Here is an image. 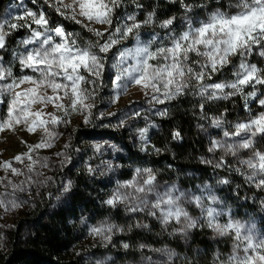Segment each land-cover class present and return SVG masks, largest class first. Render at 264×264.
Returning a JSON list of instances; mask_svg holds the SVG:
<instances>
[{"label":"rangeland","instance_id":"374dc122","mask_svg":"<svg viewBox=\"0 0 264 264\" xmlns=\"http://www.w3.org/2000/svg\"><path fill=\"white\" fill-rule=\"evenodd\" d=\"M64 2L70 3L71 0H64ZM237 2L238 0L233 4ZM26 8L34 11L29 7L27 0L9 1L0 17V23L8 21L9 18L23 12ZM220 9L229 14H235L238 11L230 6ZM214 10L204 9L201 12L185 14L179 19H173V24L169 28H161L159 23H152L149 28L140 30V41L147 44L155 38V42L150 48L152 51H155L157 47H171L173 37L179 39L183 32L190 30L189 20H191L193 29L198 28L202 21H207L208 13ZM119 13L123 16L122 8L119 9ZM77 18L83 21L81 24L84 27L88 25L100 30L108 27L107 25L89 23L81 17ZM5 31H8L7 26H5ZM21 40L14 44L6 43V47L0 49L3 66L11 67L13 75L17 78L25 74L32 75L31 70L22 69L19 66L14 55L22 51V48L19 47ZM88 41L89 38L79 39L77 43L83 46ZM126 41L124 40L116 46L115 57L123 48L135 46L136 41L133 38L129 45H125ZM181 43L183 44L184 41ZM197 47L203 50L202 46ZM258 53L259 47L255 46L253 52L243 59L264 69V57ZM189 58L190 61L197 62L201 59L197 53H190ZM231 61L232 63L225 66L219 73H213L209 83L233 81L235 79L233 73L236 71L233 65L238 66L241 57L233 56ZM114 62L115 58L106 61L109 66L108 72L113 73L112 79L116 74L115 69L111 68V64ZM168 62L171 63V61ZM151 63L155 64V61ZM196 66L198 67L199 64L197 63ZM123 83L127 85L126 90L120 94V98L115 103L110 101L113 95L118 92L114 91L111 86L109 96H105V92L99 86L91 101L93 104L91 122L85 124L83 115L79 112L67 116V124L52 126L54 131L59 134L52 146L32 152L31 161L24 159L22 162H17L14 157L27 153L29 146L40 142L44 135L43 131L38 128L34 133H29L23 123L15 125L14 128L0 130V162L10 161L12 166L22 173L21 175H12L11 171L0 168V201H3V206H0V230L13 225L24 215L33 213L39 206L49 210L68 204L71 187L67 192L65 187L69 183L72 185L75 177L81 175L89 185H96L98 193L102 197L100 200L102 211L99 214L80 215L82 223L80 227L83 229V233L79 243L86 264H95L96 260H102L103 264H195L199 259L209 260L210 264H224L233 255L236 243L235 233L230 230L228 233L220 235L209 228L206 223V210L209 207L216 209L219 213L216 216L217 223L239 224L242 226V236L251 235L255 241L264 239V207H262L264 189L257 188L254 182L250 183L246 180L247 169L234 157L226 158L223 162L226 167H213V163L219 161L220 150L209 151L211 141L217 138H221L223 141L224 138H222L221 130L211 128L209 121L200 119V114H197L194 128L204 138L205 148L204 151L196 155V164L191 167L176 166L172 173L163 170L162 152L157 153L155 149L158 147L153 146L149 140L151 134L159 133L158 121L165 117L158 115V112H167L168 106L181 97L187 96L193 101L195 99L188 95H180L164 104H156L152 100L154 93L151 89H142L127 80ZM28 86L21 85L16 91H21ZM256 87L260 89L256 98H250L246 102L242 95H237L228 101H217V107H213L211 104L205 105L207 108L204 112L210 118L212 115H219L220 111L227 108L226 116L230 123L226 125L225 130H234V125L237 122H246L250 116L264 112V106L259 104V99L264 98V86ZM252 90L250 86L245 87V93ZM51 94L49 89L48 95ZM5 99H10V97L0 96V101ZM41 108L46 113L63 115L62 112H57L51 104L46 107L33 104L30 110L37 111ZM6 117L7 108L2 118ZM121 123L123 126H120ZM148 124L155 125V127L150 128L148 140L144 143L140 141L137 130ZM198 124L203 125V129L207 131L197 128ZM229 140L232 142L235 138L232 137ZM97 143L105 145L100 152H95L93 149V145ZM109 144L117 145L120 150L113 151L107 146ZM65 145L68 147L65 148ZM241 156L247 158L243 153ZM204 160L211 161V163H203ZM29 164H32L30 172L27 167ZM89 167L96 171L89 173ZM138 168L151 169L156 178L154 182L156 193H150L149 199L154 200L157 193L163 197L169 190L173 195L184 192L186 195L205 198L206 207L204 209L195 203L183 204L185 210L196 217L200 223L199 227L191 230L187 239L182 240L179 235H170L173 228L180 226L175 221L164 224L156 216H147L145 213H128L123 204L113 208L105 203L117 190L119 184L136 177ZM234 168L244 169V171L237 172ZM220 176L229 178L232 183L218 185L216 180ZM205 184L208 187H205ZM13 185L19 187L14 188ZM121 191L124 190L121 189ZM211 194L219 196L224 203H211L206 198ZM248 201L254 204V209H247L245 202ZM140 220L146 222L149 228L133 227L131 230L128 229L129 225H134ZM108 224L116 225L124 230L112 233L111 242L107 248H104L100 244L99 237L94 235L91 230L106 227ZM125 243L129 245L126 249L123 247ZM154 249H159V251H154Z\"/></svg>","mask_w":264,"mask_h":264},{"label":"snow or ice","instance_id":"6c2138e0","mask_svg":"<svg viewBox=\"0 0 264 264\" xmlns=\"http://www.w3.org/2000/svg\"><path fill=\"white\" fill-rule=\"evenodd\" d=\"M35 2L36 0H33V3ZM128 2L129 0H71L70 3H65L64 0H44L50 9L77 24L83 23L77 18L81 17L89 23L108 26L100 30L85 25L95 39L89 40L83 46L72 39L75 34L54 24L43 11L25 10L23 16L16 17V23L9 21L0 23V49L6 47V37L11 30L18 28L28 30L29 34L19 43L22 51L14 55L22 69L32 72V75L25 74L17 78L13 75L11 67L3 66V57H0V96L10 97L0 101L7 105V117H0V130L14 128L15 125L23 123L29 133H34L38 128L44 133L40 142L29 146L27 153L14 157L17 162L24 159L31 161L32 152L51 147L59 135L52 126L67 124V116L72 113L82 114L85 124L91 122L93 107L91 101L100 82L107 78L109 66L106 61L111 58L110 54L115 51L116 46L129 38L136 41L135 46L120 50L115 62L111 64V68L116 71L115 78L111 79V85L114 91L118 92L113 95L110 101L112 103H115L126 90L127 85L123 81L127 80L142 89H151L154 93L153 102L164 104L183 95L189 83L203 84L206 77L209 83L213 73L232 63L233 56L241 57L239 65H233L236 69L233 73L235 79L231 82L209 84H215L218 90L235 89L239 93H244L245 87L250 86L253 90L249 93L252 95L255 94L256 86H264V69L243 59L253 52L255 46L259 47L258 54L264 57V0H239L243 10L238 14L229 18L214 15L211 23H205L195 29L190 25V30L183 32L179 39L172 38L171 47H157L155 51L150 50L155 38L147 44L142 43L139 38L142 27L153 22L154 13H148L143 21H138L136 13L121 16L119 9ZM131 2L135 3L137 8L141 7L136 0ZM178 2L186 11H191L193 5L185 3V0ZM173 19L164 20L160 27L169 28L173 24ZM5 26L9 31H5ZM197 46H202L203 49L212 46V51H202ZM190 53H197L198 56L203 54L207 61L204 63L190 61ZM152 61H155V64L151 63ZM21 85L29 86L16 91ZM88 86H92L91 90ZM49 89L51 95H48ZM243 98L246 102L250 99L248 96ZM33 104L44 107L51 104L63 115L46 113L43 108L31 111ZM259 104L264 106V100L259 99ZM202 107L205 109V106ZM249 111L251 112V109ZM158 115L166 116L167 112L160 111ZM120 126H123V123ZM152 127L155 125L148 124L137 130L141 142H147ZM175 135L177 133H173V136ZM232 137L235 140L230 142L229 138ZM211 144L212 148L209 151L224 147L232 151L234 156H241L242 153L247 156L246 159L239 161L247 169L246 180L254 182L257 188L264 189V112L250 116L246 122H237L234 130L225 132L223 141L213 140ZM107 146L113 151L120 150L115 144ZM67 147L68 145H65V148ZM104 147L105 145L99 143L93 145L95 152L102 151ZM221 165L223 161L216 162V166ZM27 167L30 172L32 164ZM0 168L11 171L12 175L22 174L10 161L0 162ZM88 171L93 173L96 169L89 167ZM155 179L151 169L138 168L136 177L119 184L105 203L113 208L126 204V212L156 216L164 224L170 221L180 223L187 219L188 213L172 198L171 190L165 192L163 197L157 193L154 200L149 199V194L154 190ZM70 187L71 183L65 187V191L67 192ZM196 203L199 204V199ZM0 206H3V201H0ZM206 211V223L209 228L220 235L230 230L235 233L233 255L224 264H264V239L255 241L251 235L242 236L241 225L232 222L219 224L216 222L218 214L211 208ZM133 227L146 228L147 225L137 223L129 225L128 229L131 230ZM123 230L116 225L108 224L106 227L93 228L91 231L94 235H103L111 240L112 233ZM123 247L128 248L129 245L125 243Z\"/></svg>","mask_w":264,"mask_h":264},{"label":"trees","instance_id":"16d2710c","mask_svg":"<svg viewBox=\"0 0 264 264\" xmlns=\"http://www.w3.org/2000/svg\"><path fill=\"white\" fill-rule=\"evenodd\" d=\"M11 0H0V17ZM236 0H185V3L193 5L191 11H186L178 0H136L141 5L136 7L129 0L123 7V15L136 13L138 21H143L148 13H154L153 22L161 24L169 18L179 19L185 14L201 12L230 6ZM30 8L35 12H46L48 18L54 23L73 33L72 39L89 40L94 37L82 24H77L72 19H65L44 3V0H27ZM25 10H28L27 8ZM25 10L8 19L10 23H16L17 16H23ZM151 23V24H152ZM150 24L142 28H149ZM35 27V25H33ZM7 30L9 31L8 27ZM26 28L11 30L6 37L7 44H14L28 35ZM129 38L125 45H129ZM117 50L111 53V59L115 58ZM113 73L108 72L107 78L100 82L109 96L111 91V79ZM91 90L92 86H88ZM198 101L181 97L168 106L167 113L158 121L159 133L151 134L149 140L153 146L162 151L163 170L171 172L176 166L191 167L196 164V155L205 148L204 138L195 130L194 124L197 114L201 109L193 107ZM7 105L0 103V117L6 112ZM206 106L203 111H206ZM180 132L183 140H173V133ZM158 160V159H157ZM169 166V167H167ZM96 185H89L84 177L77 175L72 181L68 204L52 209L39 208L33 213L24 215L13 225L0 230V264H86L80 245L81 226L80 215H97L102 211L100 194ZM248 210L254 209V204L245 202ZM106 210V209H105ZM195 264H210L209 260L199 259Z\"/></svg>","mask_w":264,"mask_h":264},{"label":"clouds","instance_id":"9594fccd","mask_svg":"<svg viewBox=\"0 0 264 264\" xmlns=\"http://www.w3.org/2000/svg\"><path fill=\"white\" fill-rule=\"evenodd\" d=\"M230 7H234L236 9H238V11L235 14H238L240 11L243 10L239 0L235 4H230ZM217 14L223 15L225 18H229L231 15H235V14H229L227 11H222L220 8H216L214 11L208 13L207 21H202L201 26L204 25L205 23H211L212 22L211 18ZM188 24H189V26L191 25V20L188 21ZM221 47H223V45H221ZM202 51L211 52L212 46H208L206 49H203ZM200 57H201V59H200V61H198L199 63H204L207 61V57L204 56L203 54H201ZM219 72L220 71H217L216 73H219ZM218 83H224V82H218ZM238 87H243V86L238 85ZM205 89H206V91H205ZM186 90L187 91H185L183 95L191 96L195 100L198 101V103L194 104L193 107H198L201 109L200 119L209 121L211 128L220 129L222 132V138H224V134L227 131V130H225L226 125L230 123V121H228L227 116H226L228 109L224 108L222 111H220L219 115H212L209 118L208 114L203 111L202 106L211 104L213 107H217L216 102L220 101V100L228 101L232 97H235L237 95H242L243 97L248 96L249 98H256L258 96V94L260 93V89L258 87L254 88V93H255L254 95H252L249 92L239 93V92H236L235 89H219L218 90V89H216L215 84H209L207 82V77L205 78V81L203 84L189 83ZM230 93H232V94H230ZM260 100H264V98H260ZM167 115H168V113H167ZM213 121H217L218 123L214 124ZM196 127L199 129H203V125L198 124V125H196ZM203 130L207 131L206 129H203ZM174 133H177V135L173 136V140H175L177 142H181L183 140V137L181 136L180 132L175 131ZM213 140L222 141L221 138H217V139H213ZM210 148H212V144H211ZM218 149L220 150L219 161L224 162L226 160V158H228V157H234L238 161H240L241 159H246V158L239 156V155L234 156L232 151H229L228 149H226L224 147H220ZM216 150L217 149H214L211 152H215ZM155 151L157 153H159L162 150L156 149ZM202 162L208 163L207 160H204ZM213 167L214 168H222V167H226V165L223 163V165H221V166H216V162H215V163H213ZM239 169L240 168H234V170L237 172H240ZM216 183L218 185H229L232 183V181L227 177L220 176L217 178ZM205 187H208V185L205 184ZM153 188H154V190L151 193L155 194L156 193L155 185L153 186ZM172 198L184 210H185V208L183 207V204H185V203H195L201 209H204L206 207L204 204L205 198H202L200 196L186 195L184 192H179V194H177V195L172 194ZM206 198L213 204H223L224 203V201L221 200L220 197L215 195V194H211V195L207 196ZM197 199H199V204L196 203ZM123 205L125 206V209H126V204H123ZM262 207H264V204H262ZM209 208H207V209H209ZM211 209L219 215V213L216 211V209H214V208H211ZM186 212L188 213V218L185 220H182L180 223H178L180 226L173 228L171 233H170V235H179L182 240L188 238L189 233L191 232L192 229L200 226L199 220L196 217H193L188 211H186ZM206 215H207V211H206ZM157 219H159V218L157 217ZM137 223L140 225H147V227L144 229L149 228V225L146 222H144L143 220H140V221L136 222L135 224H137ZM191 225H194V226H191ZM98 237H99L101 246L104 248H107L108 244L111 242V240L106 239L103 235H99ZM142 247H144V246L142 245ZM154 251H159V249H154ZM95 264H103V262H102V260H96Z\"/></svg>","mask_w":264,"mask_h":264}]
</instances>
